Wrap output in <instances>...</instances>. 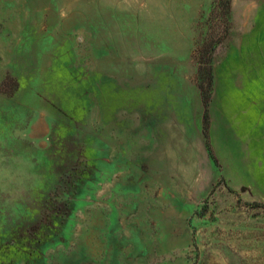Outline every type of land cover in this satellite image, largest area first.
I'll list each match as a JSON object with an SVG mask.
<instances>
[{
	"label": "rangeland",
	"instance_id": "1",
	"mask_svg": "<svg viewBox=\"0 0 264 264\" xmlns=\"http://www.w3.org/2000/svg\"><path fill=\"white\" fill-rule=\"evenodd\" d=\"M0 125V264H264V0H0Z\"/></svg>",
	"mask_w": 264,
	"mask_h": 264
},
{
	"label": "clouds",
	"instance_id": "2",
	"mask_svg": "<svg viewBox=\"0 0 264 264\" xmlns=\"http://www.w3.org/2000/svg\"><path fill=\"white\" fill-rule=\"evenodd\" d=\"M29 133L0 125V216H16L37 201L46 183Z\"/></svg>",
	"mask_w": 264,
	"mask_h": 264
}]
</instances>
